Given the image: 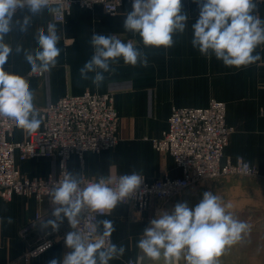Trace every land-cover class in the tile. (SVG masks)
<instances>
[{
  "label": "crops",
  "instance_id": "crops-1",
  "mask_svg": "<svg viewBox=\"0 0 264 264\" xmlns=\"http://www.w3.org/2000/svg\"><path fill=\"white\" fill-rule=\"evenodd\" d=\"M132 0L124 1L114 15L104 12L96 4L82 7L73 3L63 21H54L52 13L44 8L32 15L26 31L13 24L12 31L4 37L11 46L6 71L25 78L34 94V107L39 110L66 94H79L84 91L94 93L110 92L118 116V141L110 148L99 152L87 151L80 159L72 154L66 160L69 173L78 179L112 178L116 175L137 173L147 180H155L164 174L175 177L181 174L167 152L156 150L152 139L159 137L168 126V117L174 106H206L211 99L221 100L226 105L225 119L233 127L223 158L236 161L241 159L255 166L258 176H227L204 180L193 184L167 200L152 199L148 208L139 212L131 204H118L110 213L99 216L96 235L104 229L99 221L110 220L115 231L110 243L123 246V255L109 261V264H127L132 259L137 264H165L162 256L159 261L148 258L138 247L143 238V230L156 214L165 210L171 212L178 202H187L194 208L205 191L219 195L227 211L251 226L249 234L231 246L226 247L218 257L219 264H264V44L259 45L255 54L260 60L236 67H226L214 55H201L192 46V25L199 17V6L194 0H182V13L189 19L183 33L173 34L174 44L170 48L145 46L139 36L123 28V21L132 10ZM55 8V5L50 4ZM257 12L264 19V2H258ZM31 15L27 8L18 9L13 20H21ZM49 23L56 25L61 50L56 66L40 76L30 75L31 66L25 53L38 48L37 35L40 29L47 34ZM93 34L115 36L121 41L132 42L146 58L147 66L140 62L132 66L123 58L110 62V71L104 72L103 82L93 84L95 73H88L83 79L80 69L94 53L91 45ZM17 46L21 47L19 53ZM29 133L15 126L10 139L25 140ZM16 166L24 176H46L58 171L59 159L56 156H36L19 159ZM37 214L40 216L37 218ZM12 223L9 224L8 218ZM48 199L38 200L32 195L13 194L5 199L0 196V264H48L52 258H62L66 249L64 238L71 229L67 219L59 227L62 238L52 245L24 259L23 255L34 248L50 228L41 227L44 220L50 219ZM32 222L28 229H20ZM82 235V234H81ZM83 236V235H82ZM88 238V237H87ZM94 242L92 238H88ZM171 264H189L186 254L173 259Z\"/></svg>",
  "mask_w": 264,
  "mask_h": 264
},
{
  "label": "clouds",
  "instance_id": "clouds-1",
  "mask_svg": "<svg viewBox=\"0 0 264 264\" xmlns=\"http://www.w3.org/2000/svg\"><path fill=\"white\" fill-rule=\"evenodd\" d=\"M199 6V17L192 25V46L201 55H214L226 67L248 66L260 60L255 49L264 44V19L257 12L260 0H194ZM27 8L31 15L13 20L18 9ZM48 8L52 14L58 9L51 7L49 0H0V117L13 120L18 128L29 134L35 133L42 121L34 107V94L28 81L22 76L6 71L12 48L4 37L12 31L13 24L26 31L31 16ZM189 19L182 13V0H133L132 10L123 21V28L139 34L145 46L170 48L173 34L183 33ZM38 48L25 57L33 73L49 72L56 66L60 49L56 25L49 23L47 34L40 29L36 37ZM91 45L94 53L80 69L83 79L88 73H95L93 84L99 86L104 72L110 71V62L123 58L132 66L140 62L147 66L146 58L132 42L125 43L115 36L93 34ZM17 46L16 52L21 51ZM245 167H247L245 165ZM144 178L137 173L119 177L115 187L111 179L101 177L98 182L86 185L71 173L59 186L50 190L52 205L51 219L44 220L41 227L59 230L67 219L71 229L79 225L85 208L102 214L110 213L128 198L134 196ZM219 195L205 191L194 208L185 202H178L171 212L161 210L143 230V238L137 247L151 260L159 261L163 256L165 264L186 254L189 264H219L218 257L226 247L240 242L250 233L251 226L227 211ZM12 223L11 217L7 221ZM103 233L90 242L77 230L66 233L64 242L67 251L62 258H52L48 264H109V261L123 255L124 247L106 242L115 231L110 220L99 221ZM50 245H47L49 247Z\"/></svg>",
  "mask_w": 264,
  "mask_h": 264
},
{
  "label": "built area",
  "instance_id": "built-area-1",
  "mask_svg": "<svg viewBox=\"0 0 264 264\" xmlns=\"http://www.w3.org/2000/svg\"><path fill=\"white\" fill-rule=\"evenodd\" d=\"M124 1L126 0H49V4L58 9L57 14H52L53 20L63 21L73 3L82 7L99 4L104 12L114 15ZM28 73L34 76L42 74L33 73L31 68ZM225 110V103L216 99H211L206 106H174L168 117L167 128L159 137L152 139V145L158 151L169 153L181 174L175 177L164 174L151 181L141 175L144 180L140 188L124 203L131 204L141 212L148 208L152 199L167 200L204 180L260 175L255 166L241 159L222 160L233 131V127L226 122ZM39 117L42 121L40 128L29 134L27 139L19 141L10 139L15 122L0 117V196L5 199L11 198L13 194H21L32 195L38 200L46 198L50 203L51 188L59 186L69 174L66 160L70 155L76 154L82 159L85 152H99L113 147L118 141V116L110 92L66 94L41 108ZM16 156L19 159L56 156L59 168L56 173L46 176H24L16 166ZM120 176L122 175L105 179H111L110 186L115 187ZM99 179L85 176L79 178L84 185L98 182ZM101 215L103 214L85 208L76 230L95 241L100 236L96 235V224ZM39 216L37 214L36 217ZM32 224L30 222L24 225L20 229L21 233ZM56 235L57 238H62L59 231L53 232L50 228L34 248L24 253V259L49 248ZM105 239L110 242V237ZM127 264L137 262L130 259Z\"/></svg>",
  "mask_w": 264,
  "mask_h": 264
}]
</instances>
